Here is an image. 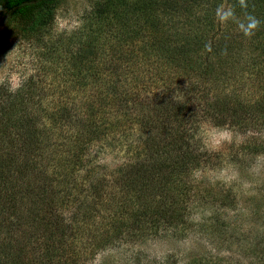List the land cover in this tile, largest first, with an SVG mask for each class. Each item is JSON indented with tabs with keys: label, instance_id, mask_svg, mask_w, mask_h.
I'll return each instance as SVG.
<instances>
[{
	"label": "trees",
	"instance_id": "trees-1",
	"mask_svg": "<svg viewBox=\"0 0 264 264\" xmlns=\"http://www.w3.org/2000/svg\"><path fill=\"white\" fill-rule=\"evenodd\" d=\"M23 1L10 0L5 23L16 24L22 32H28V38L33 32L37 35L49 29L59 0H28L26 4ZM103 1L91 13L98 20L118 0ZM254 1L232 0L231 11L237 17L231 16L227 26L217 20L215 6H201L205 0H154L153 5L128 10L131 18H143L138 19L141 22L130 19L121 27L124 37L117 41L121 43L119 46L112 44L109 56L116 67L111 71L117 70L116 63H121L125 67H146V70L155 67L158 72L173 69L186 78L213 81L220 100L209 104L205 115L218 121V126L240 127L250 118L258 124L264 120V4L259 1L256 5ZM173 16H184L185 20H174ZM253 20L257 22L255 26ZM98 47L92 36L86 47L89 51L74 56L78 65L77 85L82 91L87 83L102 79L94 60L98 58L94 52ZM237 62L243 67H237ZM250 66L258 68V73L249 83L251 73L247 67ZM125 71L132 72L126 68ZM134 73L131 87L136 89L143 78L140 69V74ZM229 86L233 87L232 94L226 91ZM75 87L61 90L58 100L49 106L40 104L33 114L28 112L27 121L17 118L13 123L19 130L14 128L19 149L18 159L14 161L16 169L28 175L32 181L28 183V192L45 206L44 215L37 212L28 216L41 223L28 227V231L36 227L35 234L43 232L41 236L46 244L42 258L46 264L86 262L96 251L112 244L114 237L123 235L129 225L138 234H144L145 226L149 233L157 232L166 218L175 227L183 226L184 212L194 197L191 188L181 184V178L198 161L192 153L190 139L179 126L176 133H167L171 123L165 121H170L176 111L153 107L155 122L166 132L143 136L140 139L143 147L133 150L135 124L145 123L140 118L139 122L128 124L119 112L121 106L130 105L129 98L133 97L113 93L115 96L111 98L109 89L106 98L75 102ZM254 87H258V96L254 101L247 100L250 98L247 89ZM28 88L37 94L32 80L28 81ZM219 104L222 110L217 108ZM218 113L226 121H220ZM178 117L176 120L181 125L184 118ZM119 147L122 149L119 151L131 157L129 162L114 168L98 163V154L103 149L118 150ZM7 165L6 158L0 156V198L5 201L14 200L17 184L13 173L16 170ZM158 193L163 195L162 199L153 205ZM225 198L231 199L229 194ZM11 224L6 227L0 223V234L16 232L18 221ZM223 225L218 222L206 230L212 235H221ZM1 247L0 264H24L21 256L16 259L7 248L2 252ZM258 252L263 254L264 248ZM18 253L24 254L23 249Z\"/></svg>",
	"mask_w": 264,
	"mask_h": 264
},
{
	"label": "rangeland",
	"instance_id": "rangeland-1",
	"mask_svg": "<svg viewBox=\"0 0 264 264\" xmlns=\"http://www.w3.org/2000/svg\"><path fill=\"white\" fill-rule=\"evenodd\" d=\"M100 1L103 0H59L50 28L37 35L33 32L29 38L28 32H22L16 24H7L0 29V156L6 158L11 170L17 171L13 172L17 183L16 197L7 201L0 198V223L6 227L16 220L19 223L16 232L3 231L0 234L1 251L5 253L7 248L10 256L16 259L21 256L20 261L24 264H46L42 258L46 244L41 236L43 232L35 234L36 227L28 231V227L41 224L28 216L37 212L42 214L45 206L28 192V183L32 182L28 175L16 169L14 161L18 159L19 151L16 130H19L13 123L17 118L27 121L28 112L33 114L34 108L40 104L49 106L58 100L61 90L76 86L75 102L88 98L95 101L101 96L106 98L109 89L111 98L115 96L113 93L133 97L129 98V106L119 108L128 124L139 122L140 118L145 123L135 124L133 150L143 147L140 141L143 136L166 132L155 122L157 117L153 107L176 111L178 115L165 121L171 123L167 133H176L179 126L190 139L192 153L198 159L192 162H195L192 170H187L181 178V184L191 188L194 195L184 212L183 226L178 224L175 227L170 218H166L157 232L149 233L145 226L142 229L144 234H138L129 225L123 235L114 237L112 244L99 249L93 258L81 264H264V253L258 252L264 248V120L256 124L250 118L240 127L218 126V121L205 115V108L220 100L213 81L206 83L186 78L173 69L158 72L155 67L146 70V67H125L121 63H116L117 70L111 71L116 67L111 64L109 56L112 44L119 46L121 43L117 41L124 37L121 27L130 19L143 18H131L128 10L153 5L154 0H118L113 9L98 20L91 13ZM259 1L264 4V0H255L254 3L260 4ZM232 4V0H205L201 6H215L217 20L227 26L231 16L237 17L231 11ZM176 16H173L174 20H185L184 16ZM92 36L99 44L94 50L98 58L94 60L102 79L87 83L82 91L77 85L79 78L75 73L78 65L74 56L89 51L86 47ZM235 65L243 67L238 62ZM251 67H247L251 73L249 83L258 73V68ZM125 68L132 72L128 74ZM139 69L143 81L135 89L131 84L136 76L134 72L139 73ZM30 80L37 94L28 88ZM232 89L229 86L226 91ZM247 90L250 98L247 99V95L245 98L254 101L259 94L258 87ZM217 108L222 110L221 105ZM177 117L184 118L181 125ZM218 117L222 118L220 121H226L222 115ZM119 150L122 149H103L98 154V163L114 168L129 162L131 157ZM19 160L22 161V156ZM228 194L231 199L225 198ZM162 196L158 193L153 205ZM170 197L171 200L173 194L170 193ZM168 215H171L170 211ZM218 222L224 224L222 234L208 233L206 229ZM20 249L24 254L18 253Z\"/></svg>",
	"mask_w": 264,
	"mask_h": 264
},
{
	"label": "flooded vegetation",
	"instance_id": "flooded-vegetation-1",
	"mask_svg": "<svg viewBox=\"0 0 264 264\" xmlns=\"http://www.w3.org/2000/svg\"><path fill=\"white\" fill-rule=\"evenodd\" d=\"M10 3H11L10 0H0V29L3 26H7L5 22H6V16L9 13L8 9H9ZM23 3L25 4L28 3V0H24Z\"/></svg>",
	"mask_w": 264,
	"mask_h": 264
},
{
	"label": "clouds",
	"instance_id": "clouds-1",
	"mask_svg": "<svg viewBox=\"0 0 264 264\" xmlns=\"http://www.w3.org/2000/svg\"><path fill=\"white\" fill-rule=\"evenodd\" d=\"M257 22L255 20H253V26H255ZM209 131H211V129H209Z\"/></svg>",
	"mask_w": 264,
	"mask_h": 264
}]
</instances>
